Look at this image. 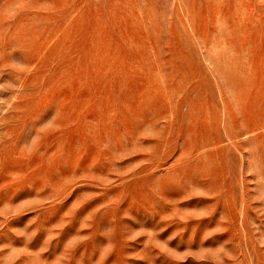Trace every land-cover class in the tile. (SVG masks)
<instances>
[{
  "label": "rangeland",
  "instance_id": "1",
  "mask_svg": "<svg viewBox=\"0 0 264 264\" xmlns=\"http://www.w3.org/2000/svg\"><path fill=\"white\" fill-rule=\"evenodd\" d=\"M0 264H264V0H0Z\"/></svg>",
  "mask_w": 264,
  "mask_h": 264
}]
</instances>
